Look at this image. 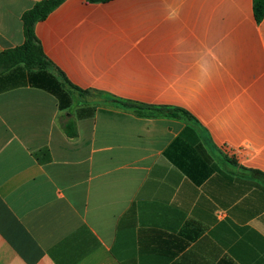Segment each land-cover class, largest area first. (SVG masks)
I'll use <instances>...</instances> for the list:
<instances>
[{"label":"crops","instance_id":"obj_1","mask_svg":"<svg viewBox=\"0 0 264 264\" xmlns=\"http://www.w3.org/2000/svg\"><path fill=\"white\" fill-rule=\"evenodd\" d=\"M42 1L0 0V53L24 44ZM254 5L65 0L35 25L52 72L83 94L61 111L42 89L0 93V264H264Z\"/></svg>","mask_w":264,"mask_h":264},{"label":"trees","instance_id":"obj_2","mask_svg":"<svg viewBox=\"0 0 264 264\" xmlns=\"http://www.w3.org/2000/svg\"><path fill=\"white\" fill-rule=\"evenodd\" d=\"M65 0H45L37 3L34 8L24 13L23 28L25 42L22 46L5 50L0 53V93L22 86L42 89L55 96L61 111L72 106V95L83 91L68 81L65 75L58 71L54 74V66L44 53L41 42L35 34V25L44 21L51 12ZM89 3L107 2L109 0H86ZM255 18L260 23L264 18V0H255ZM121 103L122 106L132 109L136 114L145 117H171L195 124V119L186 111L167 107H145L131 103ZM83 111L79 113L80 117ZM65 132L68 137L77 136L74 122H67ZM39 157V154H37Z\"/></svg>","mask_w":264,"mask_h":264}]
</instances>
